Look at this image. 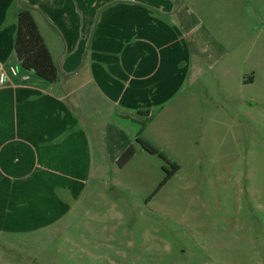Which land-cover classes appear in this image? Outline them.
Instances as JSON below:
<instances>
[{
    "label": "crops",
    "instance_id": "crops-1",
    "mask_svg": "<svg viewBox=\"0 0 264 264\" xmlns=\"http://www.w3.org/2000/svg\"><path fill=\"white\" fill-rule=\"evenodd\" d=\"M22 8L56 83L16 62ZM259 49L264 0H0V240L33 243L63 224L89 179L97 185L130 145L136 154L138 138L156 147L154 117L191 99L202 68L226 89L231 61L260 59ZM255 73L234 79L251 85Z\"/></svg>",
    "mask_w": 264,
    "mask_h": 264
},
{
    "label": "rangeland",
    "instance_id": "rangeland-1",
    "mask_svg": "<svg viewBox=\"0 0 264 264\" xmlns=\"http://www.w3.org/2000/svg\"><path fill=\"white\" fill-rule=\"evenodd\" d=\"M258 51L260 59L253 53L230 67L234 78L255 69L253 84L233 78L222 89L202 68L185 92L191 99L154 117L155 148L167 160L135 145L124 167L108 166L97 185L89 179L81 198L67 199L72 209L63 224L33 243L0 240V264H264Z\"/></svg>",
    "mask_w": 264,
    "mask_h": 264
},
{
    "label": "trees",
    "instance_id": "trees-1",
    "mask_svg": "<svg viewBox=\"0 0 264 264\" xmlns=\"http://www.w3.org/2000/svg\"><path fill=\"white\" fill-rule=\"evenodd\" d=\"M29 9L22 8L16 14V33L14 37V56L16 62L22 70L32 72V74L49 84L56 83L59 80L60 70L53 62L51 54L43 41ZM137 145L143 151L150 155H157L167 160L155 147L149 142L140 138L136 140ZM135 149L130 145L117 160L116 165L123 167L134 157ZM170 179V175L162 181V184Z\"/></svg>",
    "mask_w": 264,
    "mask_h": 264
},
{
    "label": "built area",
    "instance_id": "built-area-1",
    "mask_svg": "<svg viewBox=\"0 0 264 264\" xmlns=\"http://www.w3.org/2000/svg\"><path fill=\"white\" fill-rule=\"evenodd\" d=\"M14 73V69L12 71ZM7 81V76L3 71H0V85L5 84Z\"/></svg>",
    "mask_w": 264,
    "mask_h": 264
}]
</instances>
